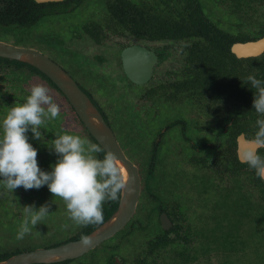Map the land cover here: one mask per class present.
<instances>
[{"label": "flooded vegetation", "instance_id": "flooded-vegetation-1", "mask_svg": "<svg viewBox=\"0 0 264 264\" xmlns=\"http://www.w3.org/2000/svg\"><path fill=\"white\" fill-rule=\"evenodd\" d=\"M33 1L39 7V9L36 10V12H40L38 17L31 25H20L18 24L19 19H17V15H8L6 8L11 1L0 0V26L8 30H14L16 28L24 30L29 29L38 24L42 19H47L50 16L58 14L70 13L83 7L86 2V0ZM204 1H209L211 6L215 7L216 16L213 20H210L207 16L206 6H203ZM197 2L202 6L205 15L211 22L220 30L233 35L235 38L229 45V52L237 59V62H235L234 65H232V61L229 62V65L227 64V69L217 67L211 69L210 66L208 67L202 65L200 62H196L195 60L198 59L194 56L193 47L191 46L195 38L179 36L178 32H174V30L171 35L168 33L163 36H146L143 32V26L138 33L122 29L130 26L132 18H134L133 21L141 19L140 16L133 13L135 9L132 10L130 6H136L143 11L147 9L149 14H152L160 10L154 9V7L157 6V8L161 9L165 7L163 4L160 5V0H99L95 2L93 7L88 8L89 11L77 22V24H72L76 27L72 29L69 36L70 38L67 39V41L65 40L66 37H61V31L59 30L50 28L47 33V41L49 43L52 42L48 47H50L55 57L59 56V53H69V46L64 42L78 46H85V44H87L85 49L89 50L90 48L93 49V45L96 47L105 41H115L113 43L117 46H109L111 48L105 59L102 55H94L93 57L92 55L88 56L85 50H81L85 55H83V57L88 60L87 63L89 64L88 67L90 71H86L85 69L79 70L78 67H76L73 69V72L76 73V77L80 81L81 77L88 74L95 78L102 76L111 79L113 77L109 75L120 74L123 80H117L114 83L116 87H125L129 84L138 85L140 90L136 94L140 93L139 99L142 100L143 106L141 105L140 109L134 108L129 98L127 100H121V102L122 106L125 105L128 107V104H130L133 111L138 110L141 118L145 116L142 115V111L147 108L154 110L159 104H182L188 108L186 118L172 119L170 122H166L164 125L160 126V128L151 135V138L145 134L146 138L142 137L140 139L139 150L141 147V153H138L139 155L134 157L136 162H133L124 152L125 155L136 164L140 175L139 198L131 219L132 221H135L137 217L140 219L142 228L138 233L149 230L148 235L151 236L150 239L157 236L161 239L164 238L168 240L166 247L161 249L158 255L154 256L156 264H160L159 261L165 256L164 252H171L169 255L170 259L168 262L166 260V262H162L161 264H188L190 261L197 259V253L199 251L206 252L216 248L218 245L222 246V243L219 242H212V244L206 245L205 243L208 242L205 241V236L219 234L225 230L227 220L225 222L222 217L224 213V204L222 203L224 198H227V192L234 191L233 193L240 194L238 198H234L235 200L232 199L233 193L232 196H230V199L236 202L231 203L229 211L235 210L237 207L240 210L244 208L248 209V211L250 210L249 215L242 216V223H245L243 227L254 223V218L258 215V206L264 203V180L259 179L255 171L249 168L248 165L241 163L237 157V144L241 136L243 135L251 138L258 130L256 121L258 119H264V116H261L253 109L252 100L256 90L252 89L251 84L246 87V90L249 87L250 89L246 91V96L244 98L243 95L238 92L239 87L242 85V67L251 64L253 68L250 69V75L264 81V50L260 54L246 57L237 56L231 50V47L235 43L255 41L264 37V0H246L243 4H238L237 0H197ZM118 10L121 11V15L123 13L122 20L120 19V14H116ZM224 14H228L229 17L224 19ZM143 22L145 23V21ZM150 22L157 25L161 21L152 20ZM164 23L165 25H174V21L165 20ZM134 24L140 25L141 22ZM226 24H228V27L224 26ZM237 37H242L243 41L238 40ZM223 40L226 42L225 39ZM61 44L66 47H62ZM133 45L145 47L149 51H152L155 56L154 59H148L150 62L149 66L151 67V74L150 77L141 84L133 83L127 77L121 61L122 50ZM53 47L59 49L58 55ZM110 52L116 53L113 55V59L111 58ZM45 55L48 56L47 54ZM52 60L59 64L56 60ZM224 60L228 62L226 57ZM98 61H103L105 63L99 65L97 63ZM170 64L171 67L167 69V66H170ZM110 65H113V68H111ZM230 65L234 67L230 68ZM95 66L96 71H92V69H95ZM63 69L66 71L65 68ZM31 81H37L36 84H43L52 91V94L54 92L56 96L62 97L67 107L73 112L77 121L82 125L85 133L84 136H87V138H90L93 142L91 139L92 136L83 126L81 120L70 106L63 93L45 74L25 62L4 57H0V120L4 118L9 107L14 103H23L25 101V98L30 94L31 87L35 85L32 84ZM75 81L79 85V82L77 80ZM104 82L111 87L109 81L104 80ZM119 82H121L120 86H118ZM81 85L82 84H80L79 87L96 105L103 118H106L105 121L108 125L112 128L111 125L117 126L119 124V128H121L122 125L120 124L122 122H120L119 118L120 112L115 108L116 112L119 114L117 115L118 119L116 121H113V119L110 120L104 110V105L98 102L92 95L90 86H96L97 84L91 81L85 84V86L82 85L84 88L81 87ZM123 90H125V88H123ZM106 91L108 93L111 92L109 90ZM52 96L55 102L60 106L61 103L58 102L56 96ZM110 102L112 101L110 100ZM62 109L59 118L46 121L43 129H40L42 139L45 140V143L35 141L34 148H41L43 152H45L46 144L49 145L50 148L52 147L51 141L54 140V135L58 134L57 132H75L74 130L71 131L63 128L61 119L68 111L66 110V106ZM190 119L199 121V131H203L210 135L209 140L196 143L193 142L190 137L186 136L185 121H189ZM177 127L180 129L182 137L179 145H175L174 147L175 154H184L185 150H187L188 153L185 156L183 168L190 170L196 169L201 173L210 174L213 179L211 187L205 184L203 186L201 185V187H205L201 193L205 194L208 190L215 193L214 197L208 202V205L205 206L206 209L204 213H202L203 210H201V208L193 206L189 207V209L182 208L179 197L175 196L177 192L176 187H174L172 183L170 184L169 192H167L170 196L165 197V195H160V185H155L152 182L157 170V156L162 145V138L168 131ZM75 133L83 136L81 132ZM132 133H135V130H133ZM178 139L179 138H177V140ZM50 148L47 150H50ZM260 151L261 154L264 155V149ZM1 187L2 185H0V189ZM255 195L258 200L253 199ZM14 213L15 219L17 220L18 218L20 220V213ZM192 216L195 218V223L191 220ZM154 222L155 229L150 227ZM127 224H129V222ZM81 228L82 227L69 238L76 235ZM69 238L59 242H48L39 247H51L55 244L66 242ZM249 239L253 242V238ZM228 240L230 239L228 238ZM0 242L5 245L3 247L0 246L1 257L3 255L39 248L31 247L30 245L16 244L17 242H13V239L0 238ZM6 242L9 243L6 244ZM107 245L108 243L102 248L103 252L107 255L105 260L106 264H109L110 261H112L113 264H118V258L116 257L118 250H115L117 246L109 245L111 248L108 247L109 249H107ZM222 247L225 249L224 246ZM106 251H109V254ZM179 251H182V254H180ZM252 251L256 253L255 250ZM120 258L123 260L121 264H128L124 260V257ZM75 260H78V257L77 259L75 258ZM65 261L66 262L63 264H70L74 259ZM94 261L95 259H92V263ZM250 264L261 263L260 260H251Z\"/></svg>", "mask_w": 264, "mask_h": 264}, {"label": "rangeland", "instance_id": "rangeland-1", "mask_svg": "<svg viewBox=\"0 0 264 264\" xmlns=\"http://www.w3.org/2000/svg\"><path fill=\"white\" fill-rule=\"evenodd\" d=\"M97 1L99 0H86L83 7H80L79 9L67 14H58L55 16H50L47 19H42L38 22V24L29 29L24 30L21 28H16L14 30H8L0 26V41H5L23 47H34L41 50L44 54H47L50 58L56 60L75 80L78 81L79 79H77L76 73L73 72L74 68L78 67L79 70L85 69L86 71H90L88 67L89 64L87 63L88 60L87 58L85 59L83 57L84 54L81 50H85L86 52H84L88 56L92 55L93 57L94 55H102L105 59L109 49L111 48L109 46H117L113 43L115 41H105L104 43L97 45L96 47L95 45H93V49L90 48L89 50L85 49V47H87V44H85V46H78L70 45L67 42H64L69 46V48L67 47L69 49V53L61 54L59 53L58 48L53 47L56 54L58 55L59 53V56H56V58L52 54L50 47H48L52 44V42L49 43L47 41V33L50 28L59 30L61 31V37H66L65 40L67 41V39L70 38L69 36L72 29L76 27L72 24H77V22H79V20H81L82 17L89 11L88 8L93 7L95 2ZM203 4L204 7L206 6V12L208 13H206L207 16L210 20H213V18H215L216 16L215 7H212L209 1H204ZM228 17V14H224V19H227ZM224 26L228 27V24ZM61 46L66 47L62 44ZM110 54L111 58L113 59V55H115L116 53L110 52ZM97 63L101 65L105 62L98 61ZM110 67L113 68V65H110ZM170 67L171 64L170 66H167V69ZM92 71H96V66L95 69H92ZM109 76H112L113 78H104L102 76H100L99 78H95L88 74L84 77H81V81L79 80L78 82L79 85L82 84L84 86L91 81L97 84L96 86H90L91 93L98 102L104 105V110L109 116L110 120L113 119V121H116L118 119L117 115H119L116 110L120 112L119 118L120 122L123 123L120 124L122 125V127L119 128V124L117 126H111L124 152L134 162V157L139 155L138 153H141V147L139 150L140 139L142 137L146 138V136H150L151 138V135H153L157 131V129L160 128V126L164 125L166 122H170V120L172 119L186 118L188 108L187 106L182 104H159L156 108H154V110L147 108L146 110L142 111V115L145 116L141 118L138 110L133 111V108H131L130 104H128V107H126L125 105L122 106L121 102V100H127L129 98V100L133 103L134 108L140 109L142 100L139 99L140 93L136 94L137 92H139L140 87L133 84L122 87L120 86L121 82H119L118 84V86L120 87H116V84L114 83L117 80H123V78L120 76V74ZM164 78L166 79L165 75ZM104 80L109 81V83H111V87L106 85ZM31 83L36 84L37 81H31ZM82 85L81 87H83ZM123 88H125V90H123ZM106 90H109L111 92L108 93ZM49 91L51 95L56 96L54 92L52 94V91ZM107 97L113 103L110 102ZM56 99L61 103L60 108H65L66 106V110L68 111V113H66V115L61 119L63 128L71 131L74 130L75 132H81L83 134V137H87L84 136L85 133L83 131L82 125L79 121H77V118L67 107L62 97L56 96ZM62 108L61 110H63ZM198 125L199 121L195 119H190L189 121L186 120V136L190 137L193 142L196 143L209 140L210 135L203 131H199ZM132 129L135 130V133H132ZM75 132L71 133L77 134ZM180 132L181 131L179 127H177L168 131L167 134L162 138V145L157 156V170L154 175L155 178L152 179V182L155 185H160V195H165V197L170 196V194H168L167 192H169L170 184L172 183V185L176 187L177 192L175 193V196L179 197L182 208L189 209V207L193 206L196 208H201V210H203L202 213H204V210L206 209L205 206L208 205V202L212 197H214L215 193L211 190H208L205 194L201 193L205 189V187H201V185L203 186L205 184L211 187L213 179L210 174L201 173L196 169L190 170L187 168H183L185 156L188 154L187 150H185L184 154L176 155L174 149L175 145H179V143L181 142L182 135ZM57 133L61 134L60 132ZM28 134H32L31 131L27 133V136L29 137V143H31L33 147H35L34 145L36 142L45 143V140H37L33 138V135ZM177 138L179 139L177 140ZM88 139L90 140V138ZM48 148L50 147L46 144L45 152H43L41 148L37 149L38 165L41 170L46 172L51 171V166L54 165L58 159V155L54 152V150H52L51 148L50 150H47ZM186 185L189 187H187ZM233 192H227V198L225 197L222 203L224 204V213L222 217L225 222L227 220L225 230L219 234H211L205 236V241L208 242L205 243L206 245L212 244V242H219L222 243L221 245L224 246L225 249L222 246L218 245L216 248H213L206 252L199 251L197 253V259L194 261H190L188 264H250L251 260H259L257 255H264V227L256 220L253 224H248L247 226L243 227L245 223H242V213L240 209L237 207L235 210L229 211L231 203L236 202L232 201V199L235 200L234 198H238L240 196V194H236ZM230 196H232L233 198L230 199ZM253 199L258 200L256 195L253 197ZM45 203H50L49 215L41 222V224L35 226L31 234L26 235L23 240H16V233L19 230V227L24 219L22 207L25 205H35V207L38 209ZM14 212L20 213V220L18 218L17 220L15 219ZM191 220L193 223H195L194 216H192ZM130 222H132V219L131 221H129V223ZM65 224L68 225L67 228L62 227V225ZM135 225H137L136 221ZM154 225L155 222L150 227L155 229ZM126 226H128V224ZM80 227L81 226L75 225L70 219H68L65 203L59 197H54L53 194L49 192L47 185H44L39 189L29 190H25L23 187H18L13 190L12 193H10L3 186L0 189L1 239H13V242H17L16 244L19 245L39 247L48 242H59L63 239H67L71 235H73ZM148 233L149 230L142 233L135 232L130 235V237L128 238L129 240H127L126 237L122 238L121 233L118 232L115 236L106 240V243L103 242L93 250L78 257V260L74 259V261L70 264H106L105 260L107 255L103 252L102 248L105 247L107 243V249L111 248L109 245L118 246V248H115V250H118L116 256L118 258V264H121L123 261L120 257H124L126 263H129L134 257L138 255V253H140L146 247L147 240L151 238ZM228 238L230 240H228ZM249 238H253V242ZM8 243L9 242H6V244ZM0 246L3 247L5 245L1 243ZM252 250H255L256 253ZM106 252L109 254V251ZM170 254L171 252H164L165 256L159 261V263L161 264L162 262H166V260L168 262L170 259ZM92 259H95L93 263Z\"/></svg>", "mask_w": 264, "mask_h": 264}, {"label": "clouds", "instance_id": "clouds-1", "mask_svg": "<svg viewBox=\"0 0 264 264\" xmlns=\"http://www.w3.org/2000/svg\"><path fill=\"white\" fill-rule=\"evenodd\" d=\"M246 81L255 89L253 109L264 116V81L249 75ZM61 108L43 84H35L23 103H14L0 120V185L10 193L18 187L25 190L47 185L54 197L66 205L68 219L75 225L102 226L105 202L118 201L125 192L128 180L117 156L105 151L99 143L69 132L55 135L51 149L58 159L51 171L38 165L37 149L29 143L27 133L42 140L46 121L60 117ZM258 130L251 138L241 136L237 144V157L241 163L255 171L264 180V119L256 121ZM104 152L102 158L98 155ZM24 219L16 233V240H23L49 215L50 203L22 207ZM67 228L68 225H62ZM82 242L90 241L84 237Z\"/></svg>", "mask_w": 264, "mask_h": 264}, {"label": "water", "instance_id": "water-1", "mask_svg": "<svg viewBox=\"0 0 264 264\" xmlns=\"http://www.w3.org/2000/svg\"><path fill=\"white\" fill-rule=\"evenodd\" d=\"M36 2L60 0H35ZM237 56L246 57L260 54L264 50V37L247 42H238L231 47ZM0 57L25 62L45 74L63 93L83 126L105 151L113 152L126 173L127 189L120 193L116 209L104 220L102 226H95L80 238L68 240L51 247H39L11 254L1 259L0 264H52L75 259L94 249L102 242L121 231L133 216L140 193L138 167L122 150L112 128L89 96L59 64L38 49L23 47L0 41ZM154 54L145 47L131 46L122 50L121 61L127 77L136 84L145 82L151 74L150 62ZM89 239L85 245L82 240Z\"/></svg>", "mask_w": 264, "mask_h": 264}, {"label": "trees", "instance_id": "trees-1", "mask_svg": "<svg viewBox=\"0 0 264 264\" xmlns=\"http://www.w3.org/2000/svg\"><path fill=\"white\" fill-rule=\"evenodd\" d=\"M10 1L11 2L6 8L8 15H17V19H19L18 24L20 25L33 24L34 20L40 13L36 12L39 7L35 4V2L33 0ZM245 1L246 0H237V3L243 4ZM161 4H163L165 7H162V9L157 8V6L154 7V9L160 10L157 13L152 14H149L147 9H144L143 11L136 6H130L132 10L135 9L133 13L140 16L141 19L138 21H133L134 18H132L130 21V26L122 29L138 33L143 26V32L146 34V36H163L167 35L168 33L171 35L173 34L172 31L174 30V32H178L179 36L195 38L191 45L193 47L194 56L198 59L195 61L202 63V65L208 67L210 66L211 69H214L215 67L227 69V64L229 65V62L232 61V65L237 62V59L229 52V45L235 39L234 36L220 30L213 22H211L205 15L202 6L198 4L197 0H160V5ZM116 14H120V19L122 20L123 13L121 15V11L118 10ZM152 20L161 22H159L160 24L158 23L159 25H155L150 22ZM165 20L174 21V25H165ZM143 21H145V23ZM139 22H141L140 25L134 24ZM223 39H225L226 42ZM237 39L243 41L242 37H237ZM225 57L228 59V62H225ZM232 65H230V68L234 67ZM251 68H253L251 64L242 67V85L239 87L238 92L243 95V98L246 96V91H249L250 89L249 87L246 90V87L250 84L246 81V78L251 74ZM91 139L93 140V143H97L92 137ZM103 154L104 152L98 155L102 158ZM118 201L105 202L103 206L104 220H106L116 209ZM257 210L258 215L254 219L264 227V203L259 204ZM240 211L242 216H245V214H250V210L248 211V209L245 208L243 210L241 209ZM135 221L137 225H135ZM135 221L130 222L126 228L119 232L121 233L122 238L126 237L127 240H129L128 238L130 235L135 232H139V230L142 228L140 225V219L137 217ZM95 226L96 225H88L86 227H82L76 235L69 238L68 240L82 237L91 231ZM167 243L168 240L164 238L161 239L157 236L149 239L146 243L145 249L138 253V255L134 257L133 260H131L128 264H156V259L154 256L158 255L161 249L166 247ZM179 252L182 254V251ZM8 256L9 255H3L2 257L0 256V260ZM257 257L260 260V263L264 264V255L260 254V256L257 255ZM65 262L66 261L52 264H63ZM109 264H113L112 261H110Z\"/></svg>", "mask_w": 264, "mask_h": 264}, {"label": "bare ground", "instance_id": "bare-ground-1", "mask_svg": "<svg viewBox=\"0 0 264 264\" xmlns=\"http://www.w3.org/2000/svg\"><path fill=\"white\" fill-rule=\"evenodd\" d=\"M123 168V167H122ZM124 170V169H123ZM124 173H125V170H124ZM125 176H126V173H125Z\"/></svg>", "mask_w": 264, "mask_h": 264}]
</instances>
